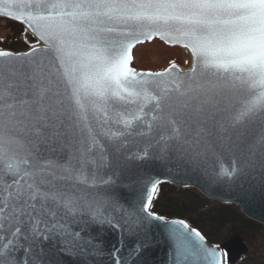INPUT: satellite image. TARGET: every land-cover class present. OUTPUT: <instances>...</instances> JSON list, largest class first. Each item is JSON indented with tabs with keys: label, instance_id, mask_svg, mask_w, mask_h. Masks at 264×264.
<instances>
[{
	"label": "water",
	"instance_id": "1",
	"mask_svg": "<svg viewBox=\"0 0 264 264\" xmlns=\"http://www.w3.org/2000/svg\"><path fill=\"white\" fill-rule=\"evenodd\" d=\"M0 264H237L150 211L168 184L264 227V0H0ZM158 39L188 69L138 71Z\"/></svg>",
	"mask_w": 264,
	"mask_h": 264
},
{
	"label": "trees",
	"instance_id": "2",
	"mask_svg": "<svg viewBox=\"0 0 264 264\" xmlns=\"http://www.w3.org/2000/svg\"><path fill=\"white\" fill-rule=\"evenodd\" d=\"M150 211L169 220L186 222L215 246L234 235H257L264 229L245 218L238 206L212 202L196 190H182L168 184L157 188ZM237 264H264V249L250 252Z\"/></svg>",
	"mask_w": 264,
	"mask_h": 264
},
{
	"label": "rangeland",
	"instance_id": "3",
	"mask_svg": "<svg viewBox=\"0 0 264 264\" xmlns=\"http://www.w3.org/2000/svg\"><path fill=\"white\" fill-rule=\"evenodd\" d=\"M30 47L28 31L22 25L0 18V50L23 52ZM133 56L132 65L138 71L159 72L174 64L188 69L192 64V57L188 51L180 47L168 46L158 39L137 46ZM244 238L249 253L264 249V229L260 234L246 235Z\"/></svg>",
	"mask_w": 264,
	"mask_h": 264
}]
</instances>
